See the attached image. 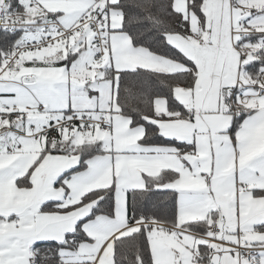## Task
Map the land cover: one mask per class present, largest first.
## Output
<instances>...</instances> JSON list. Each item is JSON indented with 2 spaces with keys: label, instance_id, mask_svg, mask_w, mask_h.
Returning a JSON list of instances; mask_svg holds the SVG:
<instances>
[{
  "label": "snow or ice",
  "instance_id": "6c2138e0",
  "mask_svg": "<svg viewBox=\"0 0 264 264\" xmlns=\"http://www.w3.org/2000/svg\"><path fill=\"white\" fill-rule=\"evenodd\" d=\"M0 264H264V0H0Z\"/></svg>",
  "mask_w": 264,
  "mask_h": 264
}]
</instances>
